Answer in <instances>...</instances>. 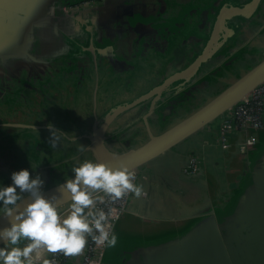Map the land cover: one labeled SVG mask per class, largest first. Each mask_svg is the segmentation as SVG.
Returning <instances> with one entry per match:
<instances>
[{"label": "crops", "instance_id": "crops-1", "mask_svg": "<svg viewBox=\"0 0 264 264\" xmlns=\"http://www.w3.org/2000/svg\"><path fill=\"white\" fill-rule=\"evenodd\" d=\"M78 1L0 0V116L16 119L0 123V185L28 161L17 149L48 147L45 116L59 113L45 107L62 103L64 116L83 112L72 121L86 127L93 101L104 111L112 105L97 129L114 131L119 143V128L133 120L137 129L156 124L151 117L163 115L168 92L209 73L208 62L193 65L209 42L233 29L222 52L264 31V1L251 19L220 18L250 0H101L98 9L76 14ZM119 83L128 87L112 100L109 84ZM39 100L43 107L34 108ZM217 123L137 169L146 195L133 197L104 264H264V131L248 150L240 148L241 135L223 150ZM192 155L201 163L196 174L185 171ZM80 263V254L69 262Z\"/></svg>", "mask_w": 264, "mask_h": 264}, {"label": "clouds", "instance_id": "clouds-1", "mask_svg": "<svg viewBox=\"0 0 264 264\" xmlns=\"http://www.w3.org/2000/svg\"><path fill=\"white\" fill-rule=\"evenodd\" d=\"M46 127L49 148L60 147L67 130L51 120ZM87 149L79 144L78 151ZM38 168L31 163L13 170L10 182L0 185V264H36L41 249L75 257L90 243L114 248L119 242L111 227L114 205L129 194L137 199L146 195L136 171L127 164L113 167L99 158H85L72 165L71 178L57 184V189L70 194L65 210L63 198L47 192ZM42 264H56L55 256Z\"/></svg>", "mask_w": 264, "mask_h": 264}, {"label": "rangeland", "instance_id": "rangeland-1", "mask_svg": "<svg viewBox=\"0 0 264 264\" xmlns=\"http://www.w3.org/2000/svg\"><path fill=\"white\" fill-rule=\"evenodd\" d=\"M76 14H82L84 12L75 11ZM259 16H256L255 19H258ZM264 20V19H262ZM47 28H50V25L47 26ZM255 32V33H254ZM253 34V35H252ZM258 36V38H256ZM241 41V42H240ZM239 42L232 41L234 46L228 47L226 50H223L220 52L214 60L211 62H208L205 67H207L209 73L206 75H200L195 78V81L198 80L195 83V87L192 89L190 88V85L186 86L188 95L187 99L183 101L184 99H172L173 93L175 92V88L172 92H168L166 96H170L169 99H163L162 102L166 103V109L163 108L162 112L163 115L159 117V113L155 114V116H152L151 119L154 121H158L156 124L152 123L151 121H145L143 125L138 126L137 129V121L133 120L132 122L129 121L127 124H125L123 127L119 128L122 129L121 131V141L119 143H115L112 141L115 137L118 135H115L116 133L114 131H99V129H94L93 131H87L88 127H78L76 123L74 124L72 119L78 118L75 111H71V114L68 116H64V111H61V105H59V108L54 105L52 108L45 107V112H57L59 114L55 116H45V119L47 118V123L51 120L54 121L55 124L58 127L64 128L67 130V133L65 137L63 138L60 147L55 148L54 150L48 147L40 148V147H24L17 149L19 155L23 156L27 154L28 161L27 162H21L19 165V168L22 167H30L31 163L34 167H39L38 170L43 172L46 184L45 188L52 187L60 182L63 181V179L69 178L71 176L70 169L73 164L78 163L79 161L87 158V159H96V158H105L108 156V154L115 153V152H121L125 151L129 148H136L139 147L146 142H148L152 137L157 136L172 126L176 125L180 121L184 120L185 118L189 117L196 111H198L200 108L208 104L210 101H212L216 96H218L220 93H222L225 89H227L230 85H232L234 82H236L240 77H242L244 74H246L248 71H250L253 67H255L257 64H259L261 61L264 60V31L259 28L254 31H250L249 33H246L242 36ZM133 83L139 85V83L135 80ZM111 86V84H109ZM136 85L133 86L135 88ZM192 89V90H191ZM164 96L163 98H165ZM178 98L183 97L182 92H178L176 94ZM176 96H173V98H176ZM172 99V100H171ZM40 102L34 107H43V102L39 100ZM183 101V102H182ZM45 106L47 103L51 106L53 101H44ZM92 109L95 110L97 113L94 114V111H90L93 113H90L92 118H95V122L98 123L99 120L105 116L103 111L101 113V104L99 101H97V104L95 101L92 102ZM91 107V106H87ZM86 107V108H87ZM110 107V106H109ZM33 108V107H32ZM85 108V109H86ZM98 109V110H97ZM69 109H66V111ZM90 109L85 111V113L89 112ZM173 110V116H170V113L168 112ZM109 111V110H108ZM77 112V110H76ZM68 113V112H67ZM83 113V112H82ZM82 113H80V119L82 116ZM172 113V112H171ZM65 114V113H64ZM9 117L11 116L8 114ZM5 115V116H8ZM1 117L0 116V123L7 122L10 123L16 119H9V117ZM66 121L65 124H60V120ZM13 119V120H12ZM161 119V120H158ZM49 120V121H48ZM59 120V122L57 121ZM217 121L219 119L213 121L214 125H218ZM94 122V121H93ZM18 124L25 123L24 121H21L18 119L16 121ZM133 123V127H132ZM78 129H81L80 131ZM86 130V131H85ZM46 133V132H45ZM96 134L105 136V141H103L102 138L99 141L100 148H97L95 145H97L94 141L91 140ZM49 136V135H47ZM46 136V138H47ZM77 136L78 139L72 140L70 137ZM45 138V143H48V139ZM41 139V138H40ZM9 140V139H8ZM8 140H3L4 142ZM87 141V142H85ZM27 142L24 140V138L21 141L22 143ZM86 143L88 145V149L85 152L78 151V147L80 143ZM204 142H207L205 140ZM130 144V147L128 148ZM8 149H3V153L7 152ZM7 156H9V152L7 153ZM35 159V160H34ZM25 160V159H24ZM69 204H66L64 208L66 210L69 207ZM63 208V207H62Z\"/></svg>", "mask_w": 264, "mask_h": 264}, {"label": "water", "instance_id": "water-1", "mask_svg": "<svg viewBox=\"0 0 264 264\" xmlns=\"http://www.w3.org/2000/svg\"><path fill=\"white\" fill-rule=\"evenodd\" d=\"M263 1L264 0H250L245 5L231 7L223 12L220 18L237 15L244 19H251L259 11ZM234 33L235 31L230 29L220 40L209 42L194 61V67H199L201 64L214 58L219 51L226 46L229 38L232 37ZM263 82L264 60L240 77L208 104L165 132L152 137L148 142L139 147L129 148L122 152L110 153L107 157L101 158V160L108 162L113 167H118L123 163L127 164L131 169H138L148 161L175 147L203 128L211 125L213 121L219 119L226 111L231 109L244 96L249 94L255 87ZM46 190L52 195L62 197L65 201L62 206L70 203V194L57 189V184ZM3 222L7 223L6 220Z\"/></svg>", "mask_w": 264, "mask_h": 264}, {"label": "built area", "instance_id": "built-area-1", "mask_svg": "<svg viewBox=\"0 0 264 264\" xmlns=\"http://www.w3.org/2000/svg\"><path fill=\"white\" fill-rule=\"evenodd\" d=\"M101 6V0H84L74 7V11H88ZM220 127L218 130V141L223 150L229 149L236 136L241 135L243 139L240 148L245 151L257 145L260 135L264 131V82L255 87L249 94L244 96L231 109L226 111L220 118ZM201 169V163L196 155L189 157V164L185 171L189 174H196ZM137 173L138 171L134 169ZM134 195L129 194L114 205V222L111 227L114 228L129 211ZM66 210L65 205L62 206ZM106 247L97 246L90 243L83 253L80 254V264H104ZM55 256L56 264H69L75 257H65L60 253H48L43 249L40 251V259ZM41 260V262H42Z\"/></svg>", "mask_w": 264, "mask_h": 264}, {"label": "flooded vegetation", "instance_id": "flooded-vegetation-1", "mask_svg": "<svg viewBox=\"0 0 264 264\" xmlns=\"http://www.w3.org/2000/svg\"><path fill=\"white\" fill-rule=\"evenodd\" d=\"M102 6V5H101ZM83 12H86V11H83ZM224 48V47H223ZM219 53H220V51H219ZM213 59V58H212ZM209 62V61H208ZM207 63V62H206ZM204 64V63H203ZM193 80V79H192ZM192 80L190 81V82H187V83H185V84H179L177 87H176V89H175V92L173 93V96H176V94H178V92L180 91V92H182L183 93V97H181V98H178L177 96H176V98H173V96H172V99H180V100H182V99H184L183 101H185L186 99H187V97H188V95H186V93L188 92L187 91V89H185V88H187L186 86H188V85H190V88H194L195 86V83L196 82H192ZM108 84H104L103 86H107ZM134 85H136V87H137V84H134ZM134 85H132V86H134ZM139 86V85H138ZM111 88L113 87V91H112V95H111V99L112 100H114L113 98L115 97V95H116V93H120L122 90H124V89H126L127 87H128V85H125V84H111V86H110ZM135 87V88H136ZM191 89V90H192ZM101 92V91H100ZM99 92V93H100ZM117 94V95H118ZM95 96L97 97V96H99L98 95V93H97V91L95 90ZM171 99V100H172ZM182 101V102H183ZM113 108V106L111 105L110 106V108L108 109L109 111L111 110ZM86 109H84V111H85ZM98 110V109H97ZM108 110H106L105 112H104V114H107L109 111ZM92 111H94V114H96L97 112L95 111V110H93L92 109ZM100 111H101V113L104 111V110H101L100 109ZM172 112V113H171ZM91 113H93V112H91ZM170 116H173V110L172 111H170ZM95 118H92V116L90 115V123H89V125L88 126H86V127H88L87 128V131H93L94 129L96 130L97 129V125H98V123H96L95 122V119H96V116H94ZM103 118V117H102ZM101 118V119H102ZM81 119H82V116H81ZM100 119V120H101ZM77 121H79L80 120V117L78 116V118L76 119ZM99 120V121H100ZM94 121V122H93ZM78 127H85V126H83V125H77ZM79 131L81 130V129H78ZM86 131V130H85ZM104 135V134H103ZM103 135H101V137H100V135H95L93 138H91V140L92 141H94L96 144L97 143H99V141L101 140L100 138H102L103 139V141H105V136H103Z\"/></svg>", "mask_w": 264, "mask_h": 264}, {"label": "trees", "instance_id": "trees-1", "mask_svg": "<svg viewBox=\"0 0 264 264\" xmlns=\"http://www.w3.org/2000/svg\"><path fill=\"white\" fill-rule=\"evenodd\" d=\"M82 1H84V0H79L78 3L82 2ZM97 1H99V0H97ZM78 3H77V4H78ZM77 4H76V5H77ZM99 7H100V6H99ZM99 7L94 8V9H98ZM90 10H91V9H90ZM90 10H88V11H90ZM51 149H52V148H51ZM53 150H54V149H53Z\"/></svg>", "mask_w": 264, "mask_h": 264}]
</instances>
